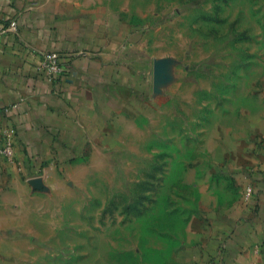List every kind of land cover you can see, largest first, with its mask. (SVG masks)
<instances>
[{"label": "rangeland", "instance_id": "1", "mask_svg": "<svg viewBox=\"0 0 264 264\" xmlns=\"http://www.w3.org/2000/svg\"><path fill=\"white\" fill-rule=\"evenodd\" d=\"M75 4L110 25L140 88L56 181L38 180L29 233L1 243L0 264H182L204 214L236 205V172L264 146V0Z\"/></svg>", "mask_w": 264, "mask_h": 264}, {"label": "crops", "instance_id": "2", "mask_svg": "<svg viewBox=\"0 0 264 264\" xmlns=\"http://www.w3.org/2000/svg\"><path fill=\"white\" fill-rule=\"evenodd\" d=\"M11 19L18 32L0 34V136L15 127L17 140L14 159L0 154V256L1 243L29 233L25 209L41 193L38 180L56 181L128 88L138 92L141 84L119 65L121 40L114 42L110 25L80 16L74 0H0V21ZM47 51L60 53L65 67L52 80L37 69ZM258 149L253 167L236 172V205L204 214L182 264H264V146Z\"/></svg>", "mask_w": 264, "mask_h": 264}, {"label": "built area", "instance_id": "3", "mask_svg": "<svg viewBox=\"0 0 264 264\" xmlns=\"http://www.w3.org/2000/svg\"><path fill=\"white\" fill-rule=\"evenodd\" d=\"M19 25L15 20L0 21V34L6 32H18ZM38 72L50 80L64 72L65 67L60 53L56 51L43 52L41 60L37 65ZM17 140V130L15 127H6L0 136V154L8 159L15 158V146ZM250 189V188H248ZM248 264H255L250 262Z\"/></svg>", "mask_w": 264, "mask_h": 264}]
</instances>
